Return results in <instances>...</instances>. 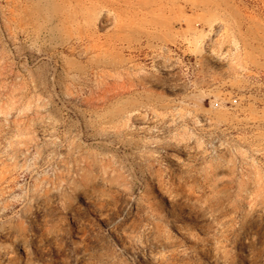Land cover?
<instances>
[{
  "label": "rangeland",
  "instance_id": "rangeland-1",
  "mask_svg": "<svg viewBox=\"0 0 264 264\" xmlns=\"http://www.w3.org/2000/svg\"><path fill=\"white\" fill-rule=\"evenodd\" d=\"M264 264V0H0V264Z\"/></svg>",
  "mask_w": 264,
  "mask_h": 264
},
{
  "label": "bare ground",
  "instance_id": "bare-ground-1",
  "mask_svg": "<svg viewBox=\"0 0 264 264\" xmlns=\"http://www.w3.org/2000/svg\"><path fill=\"white\" fill-rule=\"evenodd\" d=\"M178 260L182 263L186 262V264L189 262L188 260H190L191 258V255L186 251V249H182V250H179L178 252ZM227 263L228 264H232V261H233V255L231 256H228L227 258ZM214 264H217V261L215 260L214 261Z\"/></svg>",
  "mask_w": 264,
  "mask_h": 264
}]
</instances>
